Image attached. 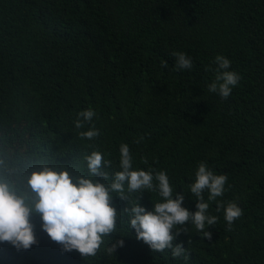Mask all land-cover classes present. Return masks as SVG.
<instances>
[{
    "label": "trees",
    "instance_id": "1",
    "mask_svg": "<svg viewBox=\"0 0 264 264\" xmlns=\"http://www.w3.org/2000/svg\"><path fill=\"white\" fill-rule=\"evenodd\" d=\"M0 264H264V0H0Z\"/></svg>",
    "mask_w": 264,
    "mask_h": 264
}]
</instances>
